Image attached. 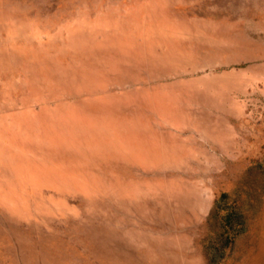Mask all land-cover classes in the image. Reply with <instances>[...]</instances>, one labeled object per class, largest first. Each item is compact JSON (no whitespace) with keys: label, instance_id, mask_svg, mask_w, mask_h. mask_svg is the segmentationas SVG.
I'll return each mask as SVG.
<instances>
[{"label":"rangeland","instance_id":"1","mask_svg":"<svg viewBox=\"0 0 264 264\" xmlns=\"http://www.w3.org/2000/svg\"><path fill=\"white\" fill-rule=\"evenodd\" d=\"M0 264H264V0H0Z\"/></svg>","mask_w":264,"mask_h":264}]
</instances>
